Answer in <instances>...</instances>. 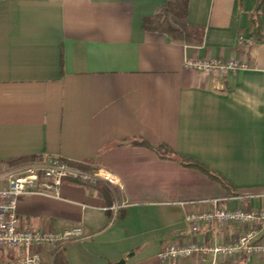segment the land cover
<instances>
[{"label":"crops","instance_id":"0c3cea01","mask_svg":"<svg viewBox=\"0 0 264 264\" xmlns=\"http://www.w3.org/2000/svg\"><path fill=\"white\" fill-rule=\"evenodd\" d=\"M165 4L0 0V175L24 166L17 160L59 158L120 181L66 179L60 200H20L24 228L83 230L85 239L60 250L67 264H209L160 254L241 236L239 225L187 221L215 199L223 209L264 204V12L257 41L255 0H189L185 17H170L189 32L177 39L144 27ZM195 58L248 68L209 76L186 67ZM225 264H264V255Z\"/></svg>","mask_w":264,"mask_h":264},{"label":"built area","instance_id":"2783aa9c","mask_svg":"<svg viewBox=\"0 0 264 264\" xmlns=\"http://www.w3.org/2000/svg\"><path fill=\"white\" fill-rule=\"evenodd\" d=\"M186 67L205 75L225 77L247 69L248 65L235 59L223 61L195 58L186 60ZM66 179L92 187L100 183H120L116 176L105 170L83 171L69 166L59 158H52L48 163L35 162L17 167L0 175V264H45V252H52L53 260L65 244L85 239L81 228L43 231L24 228L20 224L19 202L22 198L42 196L60 200ZM262 198L264 199V195ZM220 202L215 199L212 201L211 210L190 213L187 221L239 225L244 227L241 236L233 242L217 246L172 244L160 254V259L186 260L199 255L202 261L209 264H225L239 256L264 255V204L260 208L252 209H223ZM17 253L19 255L16 259L4 260L5 256L12 257Z\"/></svg>","mask_w":264,"mask_h":264},{"label":"trees","instance_id":"16d2710c","mask_svg":"<svg viewBox=\"0 0 264 264\" xmlns=\"http://www.w3.org/2000/svg\"><path fill=\"white\" fill-rule=\"evenodd\" d=\"M256 1V9L255 14L252 16V20L254 23V31L253 35L255 40L260 41L262 38V22H261V15L264 12V0H255ZM188 3L189 0H166V4L164 8L160 11L159 14L155 15L153 18L146 19L144 22V27L147 30H162L165 33L170 34L174 38L182 39L183 37L189 38V32H181L178 29L174 28L171 25L170 17L172 15L183 18L188 13ZM172 14V15H171ZM138 144V143H137ZM141 145L150 147L146 143H139ZM161 150H164L165 155H169L170 153L169 149L165 146H161L160 149L157 151L160 152ZM31 161V160H30ZM179 161L183 165L192 166L200 171H202L205 174L211 175L210 171L204 167L199 162L196 161H190L185 158H179ZM33 162V161H31ZM16 165H25L30 163L26 160H17L15 162ZM69 166L83 170V171H91V167L88 164L83 163H75V162H66ZM52 264H67L66 261L61 257L60 252L56 254V256L53 259Z\"/></svg>","mask_w":264,"mask_h":264},{"label":"rangeland","instance_id":"374dc122","mask_svg":"<svg viewBox=\"0 0 264 264\" xmlns=\"http://www.w3.org/2000/svg\"><path fill=\"white\" fill-rule=\"evenodd\" d=\"M17 255H19V253L13 255L12 257H6L5 255H4L5 257H4V256H3V257H4V260H5V261H10V260L16 259V256H17ZM1 256H2V255H1Z\"/></svg>","mask_w":264,"mask_h":264},{"label":"water","instance_id":"95a60500","mask_svg":"<svg viewBox=\"0 0 264 264\" xmlns=\"http://www.w3.org/2000/svg\"><path fill=\"white\" fill-rule=\"evenodd\" d=\"M125 260H123V261H121V262H119L118 264H125Z\"/></svg>","mask_w":264,"mask_h":264}]
</instances>
